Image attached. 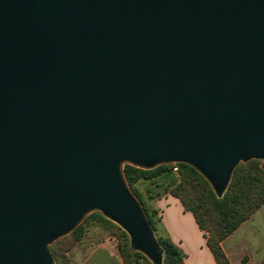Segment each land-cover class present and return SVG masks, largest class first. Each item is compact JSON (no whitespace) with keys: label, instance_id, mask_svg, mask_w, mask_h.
Returning a JSON list of instances; mask_svg holds the SVG:
<instances>
[{"label":"water","instance_id":"water-1","mask_svg":"<svg viewBox=\"0 0 264 264\" xmlns=\"http://www.w3.org/2000/svg\"><path fill=\"white\" fill-rule=\"evenodd\" d=\"M250 159L264 0H0V264H54L89 210L160 264L123 166L187 163L221 197Z\"/></svg>","mask_w":264,"mask_h":264},{"label":"trees","instance_id":"trees-1","mask_svg":"<svg viewBox=\"0 0 264 264\" xmlns=\"http://www.w3.org/2000/svg\"><path fill=\"white\" fill-rule=\"evenodd\" d=\"M173 167H177V172L173 171ZM123 171L128 185L143 206L151 227L155 229L156 221L153 216L156 211L148 212L145 202L138 194L136 186L142 181L149 184L146 188L149 198L161 197L162 194L178 198L183 210L192 214L202 231L216 264H230L221 247V241L264 204V166L259 159L240 162L235 167L229 185L221 197L216 196L207 180L187 163L161 164L151 169L125 164ZM150 186L161 188V190L153 195ZM89 217L98 221H108L97 212L89 214L86 218ZM83 224L84 221L70 233L76 239L83 233ZM119 236L117 249L122 264H131L136 262L137 258L142 259L145 264H154L140 252L129 249L127 235L123 231ZM156 241L162 253L160 264H185L186 254L168 235H157ZM48 250L55 264H66L62 255L54 253L50 246ZM242 261L245 262L246 258Z\"/></svg>","mask_w":264,"mask_h":264},{"label":"rangeland","instance_id":"rangeland-1","mask_svg":"<svg viewBox=\"0 0 264 264\" xmlns=\"http://www.w3.org/2000/svg\"><path fill=\"white\" fill-rule=\"evenodd\" d=\"M260 163L264 166V159H259ZM174 163H168V164H175ZM175 167H173V171L177 172V167L176 170H174ZM148 182H140L137 184V191L140 197L143 199L145 202L146 207L148 208V212L155 210L156 214L153 216L155 219V229L151 227V224L145 214V210L143 206L141 205V208L144 212V215L152 229L153 235L156 239L157 235H167V230L164 226V221H166L167 224L176 226V229L181 232L183 238H185L187 235L191 236L192 233L188 227V222L187 219L184 216H180V212H178L177 209L173 208V203L171 202V209L169 207L165 210L164 213L163 207L165 204L169 203L170 201H165V197L168 195L162 194L161 197H154V198H149L148 194L146 192V188L148 186ZM153 195L157 194L158 191L161 190V188H155L153 186H150ZM131 188V187H130ZM132 190V189H131ZM133 192V190H132ZM134 193V192H133ZM135 195V193H134ZM172 196V195H171ZM136 197V195H135ZM137 198V197H136ZM158 199H163L157 204ZM138 200V199H137ZM139 201V200H138ZM97 212L100 213L98 210H89L87 211L83 216L82 220L78 223L83 224V233L82 235L76 239L73 235H71V231L56 238L53 242H51L48 246L51 247L54 253L58 255H62V257L66 260V264H94L93 260H91L90 255L92 251L95 250H108V251H113L116 254L119 255V251L117 249V244L119 243L120 239V234L123 231L127 235V243L128 247L130 250V240H129V235L128 233L116 222L108 219L107 217L103 216L106 218L108 221H98L97 219L93 217L86 218L89 214ZM258 216H256L255 219H257ZM86 219V220H85ZM188 243L189 239H188ZM190 252V262L189 264L193 263L194 261H197V256L195 255L193 249H188ZM132 251H137V250H132ZM140 252V251H137ZM141 253V252H140ZM149 262H151L143 253H141ZM53 257V256H52ZM121 258V257H120ZM54 260V258H53ZM122 262V259H121ZM152 263V262H151ZM55 264V260H54ZM131 264H145L144 261L140 258H137L136 262H132Z\"/></svg>","mask_w":264,"mask_h":264},{"label":"crops","instance_id":"crops-1","mask_svg":"<svg viewBox=\"0 0 264 264\" xmlns=\"http://www.w3.org/2000/svg\"><path fill=\"white\" fill-rule=\"evenodd\" d=\"M165 201H170L163 207L162 213L169 207L171 209V202L173 208L180 212V216L187 219L188 227L192 233L191 236L183 238L176 226L167 224L163 220L164 226L167 230V235L175 242L186 254L184 259L185 264L190 262L189 248L193 249L197 256V261L191 264H216L214 258L206 245V240L203 237L202 231L199 229L192 214L184 211L178 198L168 195L163 198ZM158 199L157 204L163 200ZM256 216H258L257 219ZM188 239L189 242L188 243ZM221 247L228 257L230 264H264V204L247 220L242 222L239 227L230 235L221 241ZM94 264H122L121 258L118 254L108 250H95L90 255ZM243 258L246 261L243 262Z\"/></svg>","mask_w":264,"mask_h":264},{"label":"built area","instance_id":"built-area-1","mask_svg":"<svg viewBox=\"0 0 264 264\" xmlns=\"http://www.w3.org/2000/svg\"><path fill=\"white\" fill-rule=\"evenodd\" d=\"M174 170H176V167L174 168Z\"/></svg>","mask_w":264,"mask_h":264}]
</instances>
